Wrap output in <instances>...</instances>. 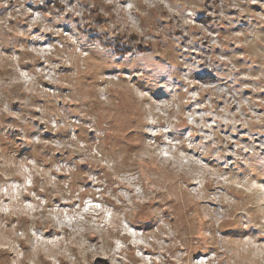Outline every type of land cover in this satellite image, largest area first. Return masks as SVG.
<instances>
[{
    "label": "rangeland",
    "instance_id": "rangeland-1",
    "mask_svg": "<svg viewBox=\"0 0 264 264\" xmlns=\"http://www.w3.org/2000/svg\"><path fill=\"white\" fill-rule=\"evenodd\" d=\"M0 264H264V0H0Z\"/></svg>",
    "mask_w": 264,
    "mask_h": 264
},
{
    "label": "bare ground",
    "instance_id": "bare-ground-1",
    "mask_svg": "<svg viewBox=\"0 0 264 264\" xmlns=\"http://www.w3.org/2000/svg\"><path fill=\"white\" fill-rule=\"evenodd\" d=\"M65 173V172H64ZM138 214V213H137ZM230 223V222H229Z\"/></svg>",
    "mask_w": 264,
    "mask_h": 264
}]
</instances>
